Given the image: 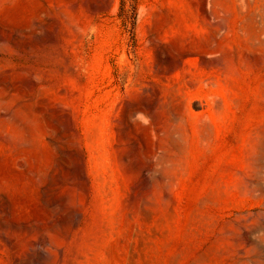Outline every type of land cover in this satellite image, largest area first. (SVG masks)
Listing matches in <instances>:
<instances>
[{
  "label": "rangeland",
  "instance_id": "obj_1",
  "mask_svg": "<svg viewBox=\"0 0 264 264\" xmlns=\"http://www.w3.org/2000/svg\"><path fill=\"white\" fill-rule=\"evenodd\" d=\"M0 208V264H264V0H0Z\"/></svg>",
  "mask_w": 264,
  "mask_h": 264
},
{
  "label": "bare ground",
  "instance_id": "obj_2",
  "mask_svg": "<svg viewBox=\"0 0 264 264\" xmlns=\"http://www.w3.org/2000/svg\"><path fill=\"white\" fill-rule=\"evenodd\" d=\"M77 168H78V167H77ZM77 170H79V169H77ZM79 171H80V170H79ZM79 171H78V172H79ZM74 172H75V170H74ZM76 172H77V171H76ZM76 172H75V173H76ZM79 174H80V173H79ZM76 175L78 176V174H75V177H76ZM83 175H84V174H83ZM73 177H74V176H73ZM79 177H80V176H79ZM83 177H84V176H83ZM84 179H85V178H84ZM72 180H73V179H72ZM72 180H71V181H72ZM78 182H79V181H78ZM80 182H81V180H80ZM85 182H86V181H85ZM85 182H84V183H85ZM55 183H56V182H55ZM75 183H77V182H75ZM86 184H87V183H86ZM57 185H58V184H57ZM72 186H73V185H72ZM62 187H63V186H62ZM64 187H65V186H64ZM86 187H87V186H86ZM53 188H54V187H53ZM65 188H66V187H65ZM71 188H72V187H71ZM57 189H58V188H57ZM57 189H56V190H57ZM72 189H73V188H72ZM79 189L83 190L82 188H79ZM84 189H85V188H84ZM86 189H87V188H86ZM58 190H59V189H58ZM67 191H68V190H67ZM75 191H76V190H75ZM62 192H63V191H62ZM64 192H65V191H64ZM83 192H84V191H83ZM83 192H81V193H83ZM72 193H73V192H72ZM78 193H79V192H78ZM81 193H80V194H81ZM84 193H85V192H84ZM86 193H87V192H86ZM86 193H85V194H86ZM64 194H65V193H64ZM75 195H76V194H75ZM83 196H84V195L82 194V196H80V197L83 198ZM58 197H59V196H58ZM78 197H79V195H78ZM87 197H88V196H87ZM54 199H55V198H53V200H54ZM59 199H60V198H59ZM60 200H61V199H60ZM65 200H67L68 208H69L71 214L73 215L72 217H73V218L78 217V215H80V214H79L80 212H79V209H78V208H79V206L81 205V203L83 204V203L85 202V200H83V201L81 202V201H79V200H81V199H77L76 196H74L73 194H68ZM134 203H136V202H134ZM134 203H133V204H134ZM55 204H56V203H55ZM133 204H132V205H133ZM59 206H60V205H59ZM63 207H64V206H63ZM65 208H66V207H65ZM80 208H81V207H80ZM82 208H83V207H82ZM133 209H134V208H133ZM0 210H1V208H0ZM62 210H63V209H62ZM70 212H69V213H70ZM59 213H60V212H59ZM0 214H1V212H0ZM54 214H55V213H54ZM66 214H68V213H66ZM55 215H56V214H55ZM62 218H63V217H62ZM64 218H65V217H64ZM63 220H64V219H63ZM74 220H75V219H74ZM49 223H50V222H49ZM42 224H43V223H42ZM73 225H74V224H73ZM75 227H76V226H75ZM18 229H19V228H18ZM69 229H70V228H69ZM69 231H70V230H69ZM1 232H2V231H1ZM22 232H23V231H22ZM28 232H29V231H28ZM15 233H16V232L14 231L13 234H15ZM24 233H25V232H24ZM70 233H71V231H70ZM70 233H69V235H70ZM13 234H12V235H13ZM25 234H26V233H25ZM5 235L7 236V234H5ZM5 235L0 234V240H1L2 242H3V241L6 242V244L8 245V247H9V245H10V248H11V246H13V247L15 248L14 245H15V244L18 245V243H17V242H16V243L13 242V240L11 239L10 236H9L10 238H8V237H6ZM8 235H9V234H8ZM16 235H17V234H16ZM43 235H44V234H43ZM89 236H90V235H89ZM16 237H18V236H16ZM13 238H15V237H13ZM18 239H19V238H18ZM27 239H29V238H27ZM41 239H42V241H40V246H41L40 248H42V247L47 243V241H48V240L46 241V240L43 239V238H41ZM15 240H16V239H15ZM21 240H22V239H21ZM25 240H26V239H25ZM64 240H65V238H64ZM4 242H3V243H4ZM18 242H19V241H18ZM26 242H27V241H26ZM31 242H33V241H31ZM34 242H35V241H34ZM0 243H1V242H0ZM14 243H15V244H14ZM22 243H23V242H22ZM50 243H51V242H50ZM50 243H48V244H50ZM6 244H5V245H6ZM25 244H26V243L24 242V246H25ZM28 244H29V243H28ZM63 244H64V242L62 243V245H63ZM17 245H16V246H17ZM30 245H31V244H30ZM30 245H29V246H30ZM32 245H34V243H32ZM38 245H39V244H38ZM59 245H60V243H59ZM1 246H2V243H1ZM1 246H0V248H1ZM19 246L21 247V245H19ZM22 246H23V245H22ZM26 246H27V245H26ZM46 246H47V245H46ZM4 247H5V246H4ZM27 247H28V246H27ZM17 248H18V247H17ZM17 248H16V249H17ZM23 248H24V247H23ZM29 248H30V247H29ZM37 248H38V247H37ZM44 249H45V247H44ZM61 249H62V248H61ZM61 249H58V250H60V251H58V252H59V256H61V254H62ZM6 250H7V249H6ZM13 250H14V249H13ZM28 250H29V249H28ZM33 250H34V249H33ZM56 250H57V249H56ZM56 250H55V253H56ZM9 251H10V250H9ZM16 251H17V250H16ZM39 251H40V250H39ZM6 252H8V251H6ZM13 252H14V251H13ZM17 252H18V251H17ZM22 252H23V250H22V251L20 250V253H21V254H22ZM8 253H9V252H8ZM10 253H11V252H10ZM42 253H43V252H42ZM12 254H13V253H12ZM40 254H41V253H39L38 255L40 256ZM69 254H70V253H69ZM89 254H90V253H89ZM42 255H43V254H42ZM12 256H13V255H11V257H12ZM16 256H17V255H16ZM21 256H22V255H21ZM39 256H38V257H39ZM43 256H44V255H43ZM23 257H24V255H23ZM40 257H42V256H40ZM44 257H45V256H44ZM51 257H52V256H51ZM55 257H56V256H55ZM110 257H111V256H110ZM15 258H16V257H15ZM59 258H60V257H59ZM16 259H17V258H16ZM22 259H23V258H22ZM75 259H76V258H75ZM53 261H54V260L51 261L52 264H53ZM33 262H34V261H33ZM36 262H37V261H36ZM46 262H47V261H46ZM20 263H21V262H20ZM20 263H19V264H20ZM43 263H44V262H43ZM43 263H42V264H43ZM55 263H56V262H55ZM74 263H75V261H74ZM17 264H18V263H17ZM21 264H22V263H21ZM28 264H29V263H28ZM38 264H39V263H38Z\"/></svg>",
  "mask_w": 264,
  "mask_h": 264
}]
</instances>
